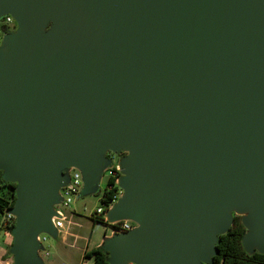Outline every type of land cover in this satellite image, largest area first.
<instances>
[{
	"label": "water",
	"instance_id": "95a60500",
	"mask_svg": "<svg viewBox=\"0 0 264 264\" xmlns=\"http://www.w3.org/2000/svg\"><path fill=\"white\" fill-rule=\"evenodd\" d=\"M5 13L18 23L0 46L16 264H42L37 234L57 235L62 170L92 185L123 143L133 177L108 219L136 226L108 238L111 264L208 262L235 203L245 248L264 251V0H0ZM50 20L60 33L42 36Z\"/></svg>",
	"mask_w": 264,
	"mask_h": 264
},
{
	"label": "rangeland",
	"instance_id": "374dc122",
	"mask_svg": "<svg viewBox=\"0 0 264 264\" xmlns=\"http://www.w3.org/2000/svg\"><path fill=\"white\" fill-rule=\"evenodd\" d=\"M15 25L12 24L10 28ZM60 33L58 24L54 20H50L48 25L40 32L42 36L50 33ZM130 155V150L119 149L117 151H108L106 170L97 177L92 185H82L81 192L76 196L70 206L63 207L66 221L65 227L70 231L65 241L62 240L63 234H59L56 239L51 234H47V240L43 242L38 251L40 260L45 264H83L89 262V258L84 257L86 248L101 239L103 232L108 228L104 223L95 222L94 217L98 208L105 209L102 201L105 190L108 187V181L112 176L111 167L119 166L121 172L118 184L121 187L120 198L125 193L123 180L132 178L133 175L125 172L122 167V160L125 156ZM120 182V183H119ZM230 215L234 213L246 215V211H242L235 203L230 209ZM219 233L216 230V235ZM5 239V229H0V245L3 246ZM45 251H49V256L45 255ZM201 263L202 260H199ZM88 264V263H87Z\"/></svg>",
	"mask_w": 264,
	"mask_h": 264
},
{
	"label": "trees",
	"instance_id": "16d2710c",
	"mask_svg": "<svg viewBox=\"0 0 264 264\" xmlns=\"http://www.w3.org/2000/svg\"><path fill=\"white\" fill-rule=\"evenodd\" d=\"M120 174L121 172L117 171V174L111 176L108 181V187L102 199L105 210L109 208L113 200H117L120 196L121 187L117 184ZM2 176L3 170H0V223L4 212L15 204L18 185L17 182H6ZM94 221L107 224L105 217L101 214H96ZM13 227L14 224L3 228L12 231ZM247 231L248 227L244 223L243 215L234 213L229 229L218 234L215 243L216 251L211 260L201 264H264V251L257 249L249 251L245 248L243 240ZM84 257L93 258L94 264H111L110 253L105 245L85 250Z\"/></svg>",
	"mask_w": 264,
	"mask_h": 264
},
{
	"label": "built area",
	"instance_id": "2783aa9c",
	"mask_svg": "<svg viewBox=\"0 0 264 264\" xmlns=\"http://www.w3.org/2000/svg\"><path fill=\"white\" fill-rule=\"evenodd\" d=\"M14 23H15V25H13L14 27L10 28V26ZM17 29H18V23L16 18L12 14L5 13L1 15L0 16V46L5 45L7 34L16 32ZM107 155L108 153L106 154V156ZM118 169L119 166L111 167L112 176L117 174V171H119ZM105 170L106 167L104 171ZM62 175H63V184L58 189V200L56 203L53 204V210L55 213L52 215V222L55 229L57 230V233H60L65 227L66 215L63 207L70 206L74 198L80 194L81 186L85 185L82 170L78 167L69 166L67 168H64L62 170ZM119 177L120 176H118L117 178V184ZM118 199L113 200L107 210L103 208H98L96 212L97 214L103 215L105 217V220L107 221L108 228L106 232V237H111L115 234H124L132 230L136 226V223L130 219L114 220V221L108 219V211L114 206V204L118 201ZM15 223H16V215L12 212V208H10L4 212L0 226L1 227L12 226ZM48 233L49 232L47 231H41L37 234L36 239L37 242L39 243V249L40 246L43 245V242L47 240ZM45 255L48 256L49 251H45ZM127 264H133V263H127Z\"/></svg>",
	"mask_w": 264,
	"mask_h": 264
},
{
	"label": "crops",
	"instance_id": "0c3cea01",
	"mask_svg": "<svg viewBox=\"0 0 264 264\" xmlns=\"http://www.w3.org/2000/svg\"><path fill=\"white\" fill-rule=\"evenodd\" d=\"M105 225L107 226V224ZM106 232H107V229L103 232L101 239L97 241L96 243H93L92 245L88 246L86 250L97 247V246L105 245L108 238H110V237H106ZM59 234H63L61 239L65 241L67 235L70 234V231L66 227H64V229L60 233H57V235L52 234V236L58 239ZM14 241H15V235L13 233V229L12 231L5 229V239L3 242L4 244L3 246L0 245V264H16V255L12 249ZM89 260H90L89 262H83V264H87V263L94 264L93 258H89ZM42 264H45V263L42 261ZM133 264H136V263H133Z\"/></svg>",
	"mask_w": 264,
	"mask_h": 264
},
{
	"label": "bare ground",
	"instance_id": "6f19581e",
	"mask_svg": "<svg viewBox=\"0 0 264 264\" xmlns=\"http://www.w3.org/2000/svg\"><path fill=\"white\" fill-rule=\"evenodd\" d=\"M0 51L3 54L4 60H8V58L10 57V54H11L10 48L4 46V47L0 48ZM107 148H112V149H115V150L116 149H120V148H126V149L130 150L131 155L134 154V147H133L132 144L123 143V144H120L119 146H111V145H109V146H107ZM208 230L210 232H212L213 234H216V230L217 229L214 227V225H213V223L211 221L208 222Z\"/></svg>",
	"mask_w": 264,
	"mask_h": 264
}]
</instances>
